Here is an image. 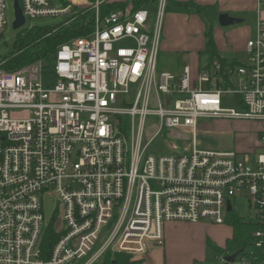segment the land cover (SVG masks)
<instances>
[{
  "label": "built area",
  "instance_id": "2783aa9c",
  "mask_svg": "<svg viewBox=\"0 0 264 264\" xmlns=\"http://www.w3.org/2000/svg\"><path fill=\"white\" fill-rule=\"evenodd\" d=\"M105 1L57 9L17 0L25 22L93 9L94 29L60 44L50 63L0 69V264H100L108 251L141 259L163 243L165 222L224 224L237 197L255 227L243 243L251 249L230 264H264V125L249 153L199 139L214 120L264 124V21L258 17L244 59L217 55L195 73L189 65L158 71L167 0L102 16ZM47 74L54 79L44 85ZM223 97H234L237 109L222 107ZM148 116L158 125L142 142ZM166 130L188 134L189 151L149 153ZM45 194L58 202L49 220ZM50 224L57 237L44 256Z\"/></svg>",
  "mask_w": 264,
  "mask_h": 264
},
{
  "label": "rangeland",
  "instance_id": "374dc122",
  "mask_svg": "<svg viewBox=\"0 0 264 264\" xmlns=\"http://www.w3.org/2000/svg\"><path fill=\"white\" fill-rule=\"evenodd\" d=\"M69 0H49L50 5L57 9L63 8ZM168 2V1H167ZM6 25L0 37V58L8 56L14 50V44L20 36H24L32 28H55L67 22L74 14L73 11L57 14L55 16H42L26 19V22L20 28L14 29L12 22L14 20L13 0H6ZM147 8L153 9L154 6L148 5ZM166 13V12H165ZM165 15L162 21V27L165 23ZM213 23V21H211ZM225 28V27H223ZM163 30V28H162ZM256 34V33H255ZM255 34H252L255 37ZM162 37V33H161ZM120 44H129L128 41H122ZM203 61V59H202ZM201 61V62H202ZM42 62V61H41ZM45 64L46 62H42ZM184 65L194 67L195 62L182 60L169 54L159 51L158 71L170 70L181 72ZM192 65V66H191ZM193 73V72H192ZM44 85L53 81L52 75L42 77ZM221 106L224 108L237 109L234 97H223ZM225 126L232 127L236 121H253L254 120H225ZM260 123V122H259ZM223 125V122L220 123ZM264 125L263 123H261ZM158 125V117L148 116L146 120V129L142 134L141 141L145 142L151 139ZM215 126H213L214 128ZM163 136L155 138L148 145L149 153L159 155L162 153L181 154L189 151V135L176 130H166ZM235 137L234 140L218 136H199L203 145L215 149H239L246 146V138ZM58 206L56 199L50 195H43V212L45 219L49 220L55 214L54 211ZM234 212L242 217L248 215V207L243 197H237L234 202ZM181 221L165 222L163 227V243L150 250L154 259L152 264H230L225 261V256L232 255L235 252L247 250L251 247L241 242H235L232 238L224 239L222 230L228 229L229 226L212 224L208 222L199 223H174ZM207 224V225H206ZM149 251V252H150ZM156 254V255H154ZM144 258V257H143ZM142 259V258H141ZM101 263V262H100Z\"/></svg>",
  "mask_w": 264,
  "mask_h": 264
},
{
  "label": "crops",
  "instance_id": "0c3cea01",
  "mask_svg": "<svg viewBox=\"0 0 264 264\" xmlns=\"http://www.w3.org/2000/svg\"><path fill=\"white\" fill-rule=\"evenodd\" d=\"M167 1L165 23L164 27H162L160 41V52L176 58L181 57L185 61L190 60L195 62L194 67H191L193 73L201 65L211 60L210 58L214 57L209 58L208 54H206V51L209 49L208 31L211 32L214 42L215 56H225L239 60L245 57V44L249 38H253L252 34H255L258 17L264 21V0ZM112 2L127 3L126 6L132 5L131 0L105 1V3ZM221 13L240 18L242 22L223 28L218 23V15ZM221 122H223V125L220 124ZM226 123L223 120H214L208 122L203 128L210 131L209 134H206L207 136H218L230 140H234L235 137L246 138V146L235 149L239 152L249 153L258 150L259 132L263 127L261 123L257 121H236L232 127L225 126ZM213 126L215 127L213 128ZM232 149L234 148L221 150ZM225 224L229 226L228 229L222 230V234L226 240L232 238L233 227L228 222L219 225L225 226ZM154 257L150 251L139 261L141 264H152L151 262H153ZM189 258H187V263L178 264H189Z\"/></svg>",
  "mask_w": 264,
  "mask_h": 264
},
{
  "label": "trees",
  "instance_id": "16d2710c",
  "mask_svg": "<svg viewBox=\"0 0 264 264\" xmlns=\"http://www.w3.org/2000/svg\"><path fill=\"white\" fill-rule=\"evenodd\" d=\"M157 1L131 0V3L133 8L137 9L151 4L155 7ZM126 5L127 3L121 2L104 3L100 7L101 15L105 16L118 8H124ZM72 10L74 12L73 16L64 24L50 29L35 27L30 29L24 36H20L14 44V50L8 56L0 58V69L13 71L36 61L50 63L60 44L89 34L94 29L93 9L79 10L74 6ZM207 37L209 49L206 54L210 58L215 56L216 52L210 31H208ZM226 222L233 227L232 239L235 242H247L250 232L255 227L253 221L247 220L236 213L228 214ZM56 237L57 235L50 224L42 239V247L45 250L44 256H47ZM100 264H141V262L139 259H131L130 255L108 251L103 256Z\"/></svg>",
  "mask_w": 264,
  "mask_h": 264
},
{
  "label": "water",
  "instance_id": "95a60500",
  "mask_svg": "<svg viewBox=\"0 0 264 264\" xmlns=\"http://www.w3.org/2000/svg\"><path fill=\"white\" fill-rule=\"evenodd\" d=\"M13 6H14V20L12 22V26L14 29H17V28H20L21 26H23L25 20H24V17L22 15V12H21V9L18 5L17 0H14ZM240 22H242V19L234 17V16H230L226 13H221L218 15V23H219V26H221V27H227L230 25L238 24ZM227 209H228V211H230V209H231L229 202L227 203ZM240 252L241 251H239V252L237 251L232 255L225 256V261L226 262H232Z\"/></svg>",
  "mask_w": 264,
  "mask_h": 264
},
{
  "label": "bare ground",
  "instance_id": "6f19581e",
  "mask_svg": "<svg viewBox=\"0 0 264 264\" xmlns=\"http://www.w3.org/2000/svg\"><path fill=\"white\" fill-rule=\"evenodd\" d=\"M78 1H82V0H74V2H78Z\"/></svg>",
  "mask_w": 264,
  "mask_h": 264
}]
</instances>
